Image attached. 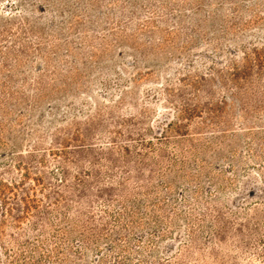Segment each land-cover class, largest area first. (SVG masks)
I'll return each instance as SVG.
<instances>
[{"label":"rangeland","instance_id":"1","mask_svg":"<svg viewBox=\"0 0 264 264\" xmlns=\"http://www.w3.org/2000/svg\"><path fill=\"white\" fill-rule=\"evenodd\" d=\"M0 264H264V0H0Z\"/></svg>","mask_w":264,"mask_h":264}]
</instances>
